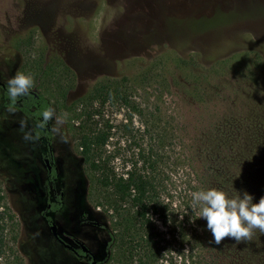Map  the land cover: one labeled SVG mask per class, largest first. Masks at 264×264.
<instances>
[{
	"label": "rangeland",
	"instance_id": "1",
	"mask_svg": "<svg viewBox=\"0 0 264 264\" xmlns=\"http://www.w3.org/2000/svg\"><path fill=\"white\" fill-rule=\"evenodd\" d=\"M247 51L264 59V0H0V83L16 71L31 73L29 90L46 97L60 121L51 120L50 129L59 131H50L47 147L32 133L31 122L17 109L8 111L0 98V211L7 208L11 215L4 220L5 240L19 255L17 263H91L55 239L53 224L70 248L83 244L95 264H121L117 249L108 244L109 232L118 230L117 218L93 188L72 128L80 121L78 102L95 82L126 77L144 111L131 125L123 110H97V123L109 121L112 127L106 145L111 167L119 174L130 168L137 158L135 144L145 148L155 135L145 132L144 121L153 122L163 154L174 160L166 173L175 190L187 178L192 185L201 183L206 139L201 129L204 120L211 122L203 109L219 108L220 91L235 90L251 104L261 99L264 110V83L236 79ZM221 60L223 69L215 67L217 73L208 76L207 69ZM205 89L213 102H201ZM232 103L224 102V112ZM47 150L51 174L43 161ZM153 222L164 238L161 263H180L196 251H189L181 237L172 238L156 217ZM246 246V240L226 236L219 244H206L197 257L202 255L205 264H264V252L247 256Z\"/></svg>",
	"mask_w": 264,
	"mask_h": 264
},
{
	"label": "trees",
	"instance_id": "2",
	"mask_svg": "<svg viewBox=\"0 0 264 264\" xmlns=\"http://www.w3.org/2000/svg\"><path fill=\"white\" fill-rule=\"evenodd\" d=\"M244 60L243 71L236 75L237 81L261 87L264 83L262 55L257 51H247ZM224 65V60L216 61L207 69L208 76L217 73L216 68L223 69ZM205 90L201 102L208 103V99L213 102L212 94H208V89ZM232 92L220 91V95L214 92L220 97L219 108L211 106L203 109L205 118L210 117L211 122L204 120L201 129L206 136L201 147V183L197 181L192 185L187 178L181 185H175V190L169 188L174 180L166 173L173 166L174 160L169 158L168 161V157L163 154L160 135L153 122L144 121L145 132H154L155 135L149 136L145 148L139 143L135 144L138 147L137 158L130 168L119 174L110 165L106 145L112 127L109 121L100 125L97 123V110H103L104 107L123 110L128 113L131 125L134 116H144L143 108L134 100L126 77L98 80L90 93L78 102V112L74 107L76 118L80 120L72 126L79 154L92 174L93 188L103 203L115 213L118 221L116 233L113 235L109 232L108 244L117 249L119 263L163 264L159 260L165 252L162 243L164 238L153 222V217H156V221L169 228L172 238L181 237L189 243V251L196 250L189 253L187 260L177 263L172 259L170 264H205L202 255L200 258L197 255L201 254V248L210 243V236L205 227L206 221L196 218L189 193L208 187L220 188L229 196L235 195L233 190L247 191L253 196V203L264 195V110L258 106L261 99L255 98L251 104L244 94L238 95L235 90ZM235 96L237 99L233 100ZM231 99L232 110L224 112V102ZM94 103L97 107H94ZM46 106L51 107L43 95H27L22 99L19 109L24 117L33 121V134L43 139L49 147L51 120L43 128L36 125L40 119L39 111ZM223 118H226L224 122ZM59 206L58 202L52 209L57 210ZM5 216L11 218L7 208L0 211V264H18L19 255L11 248L7 249ZM246 243L244 252L247 256L255 255L259 258L258 251L264 252V234L258 229L253 230Z\"/></svg>",
	"mask_w": 264,
	"mask_h": 264
},
{
	"label": "clouds",
	"instance_id": "3",
	"mask_svg": "<svg viewBox=\"0 0 264 264\" xmlns=\"http://www.w3.org/2000/svg\"><path fill=\"white\" fill-rule=\"evenodd\" d=\"M33 86L31 73L16 71L7 78L2 87L8 96V111H15V105L20 97L28 95V90ZM40 119L36 121L38 127H45L49 120L59 123V118L54 115L50 106L39 111ZM23 120L21 126H23ZM50 131L58 132L53 126ZM27 138V134H26ZM235 192L229 196L222 189L208 187L191 191V204L195 209L196 218L206 221V229L211 233L210 243L219 244L224 237L234 238L239 243L250 239L252 231L258 229L264 234V195L253 203V196L247 191Z\"/></svg>",
	"mask_w": 264,
	"mask_h": 264
},
{
	"label": "flooded vegetation",
	"instance_id": "4",
	"mask_svg": "<svg viewBox=\"0 0 264 264\" xmlns=\"http://www.w3.org/2000/svg\"><path fill=\"white\" fill-rule=\"evenodd\" d=\"M3 84H1L0 83V86H2ZM0 90H2V95H0V98H1V101H2V103H3V105H4V107H8V96H7V93H6V91L2 88V87H0ZM30 91H32V90H30ZM34 92V91H33ZM35 93V92H34ZM28 95H30V96H34V97H36L37 96V93H35V94H32V93H28ZM26 96H24V97H20V98H18V100H17V102H16V105H15V109H17L21 114H22V112L20 111V109H19V107L21 106V101H22V99L23 98H25ZM22 116H23V114H22ZM24 117V116H23ZM26 120H28L29 122H31V124L33 125V121L32 120H30V119H28V118H26V117H24ZM32 125H31V129H32ZM32 133H33V131H32ZM36 137V136H35ZM36 138H38V137H36ZM39 139V138H38ZM47 155H49V151L47 150V153H46ZM51 156L49 155V157H44L43 158V161H44V163H45V165L47 166V171H48V173L49 174H51V172L53 171V166L51 165ZM59 243H61L57 238H55ZM63 246H64V244L63 243H61ZM79 244L80 243H78V246H79ZM65 247V246H64ZM65 248H67V249H69V250H71L72 251V253H74L75 255H78V256H86V257H90V259H91V261H92V254L90 253V251H89V253L87 254V255H85V254H83L82 252H81V250H80V246H79V248L78 249H73V248H70V247H65Z\"/></svg>",
	"mask_w": 264,
	"mask_h": 264
},
{
	"label": "water",
	"instance_id": "5",
	"mask_svg": "<svg viewBox=\"0 0 264 264\" xmlns=\"http://www.w3.org/2000/svg\"><path fill=\"white\" fill-rule=\"evenodd\" d=\"M28 93L35 94L33 91H30V90H28ZM50 228H51L52 235H53L55 238H57L61 243H63L65 247H69L68 244L64 243V242H63V241L57 236V234H56V228H55V226H54L53 224L51 225ZM79 246H80V250H81V252H82L83 254L87 255V254L89 253V250H88L83 244L80 243ZM90 264H95V261H94L93 257H92V261H91Z\"/></svg>",
	"mask_w": 264,
	"mask_h": 264
}]
</instances>
